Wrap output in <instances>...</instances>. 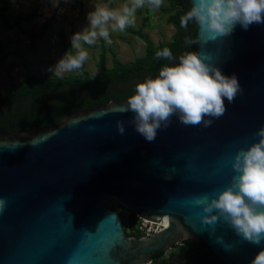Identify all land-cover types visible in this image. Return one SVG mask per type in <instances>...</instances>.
Returning <instances> with one entry per match:
<instances>
[{"label": "water", "instance_id": "95a60500", "mask_svg": "<svg viewBox=\"0 0 264 264\" xmlns=\"http://www.w3.org/2000/svg\"><path fill=\"white\" fill-rule=\"evenodd\" d=\"M191 49L243 89L210 127L174 116L149 143L121 111L127 100H111L48 127L0 131V264H150L185 241L218 264H250L264 243L242 240L223 218L204 224L193 201L230 185L235 153L264 127V24L215 40L195 24ZM117 203L141 220L142 237L127 234Z\"/></svg>", "mask_w": 264, "mask_h": 264}, {"label": "clouds", "instance_id": "9594fccd", "mask_svg": "<svg viewBox=\"0 0 264 264\" xmlns=\"http://www.w3.org/2000/svg\"><path fill=\"white\" fill-rule=\"evenodd\" d=\"M59 2L54 0L53 6L58 7ZM163 2L125 0L110 7L102 0H94L86 14V26L69 37L70 50L47 71L57 77L81 72L89 59L86 45L93 46L100 39L110 44L112 33H122L135 25L138 10L155 11ZM190 22L212 40L227 37L237 25L248 30L253 24H264V0H191L189 10L180 17L181 27L187 28ZM155 59L176 60L167 47L156 51ZM242 91L235 74L225 75L216 63L206 61L199 52L189 51L180 55L178 62L162 66L155 78L137 83L121 111L132 113L129 122L134 130L151 143L160 130L171 126L174 116L186 127H210L227 111L225 101L234 103ZM117 127L123 135L124 122L118 121ZM254 135L258 140L247 148H239L231 160L230 185L217 195L196 197L193 203L202 208L204 224L213 225L223 218L238 237L260 246L264 243V127ZM4 204L0 200V211ZM250 264H264V248Z\"/></svg>", "mask_w": 264, "mask_h": 264}, {"label": "trees", "instance_id": "16d2710c", "mask_svg": "<svg viewBox=\"0 0 264 264\" xmlns=\"http://www.w3.org/2000/svg\"><path fill=\"white\" fill-rule=\"evenodd\" d=\"M72 1L75 7H83L86 0ZM163 3L166 5H162L160 10L166 17V23L176 29L171 41L155 45L149 38H145V54L124 63L117 58L112 48H106L104 40L100 39L93 46L86 45L101 52L98 63L100 71L97 74H90L83 68L81 72L66 77L35 74L25 76L21 81L12 83L0 92V131H29L48 127L66 118L73 111L93 109L98 105L108 104L111 100L125 101L134 94L137 83L148 77L155 78L165 64L178 62L180 55L192 51V44L186 41L191 40L193 43L195 24L190 22L187 28L181 27L180 17L189 10L184 0H164ZM9 11V1L0 0V20L3 25L8 30L18 29L32 41L42 38L49 27L48 24L42 25L40 33L23 29L22 22L34 19L36 14H21L14 21H10L7 15ZM60 37L64 42V33H60ZM7 46V43L0 40V62L3 60L1 55ZM165 47L171 49L176 60L155 59V52ZM65 48L70 50V44ZM107 53L112 56L111 67L106 66ZM110 208L123 216L128 235L135 237L144 235L139 230L141 220L134 211H129L118 203L117 207L110 206ZM122 209L130 212L127 218L122 213ZM170 252L169 256L152 260L150 264H218L205 248L193 241L177 244Z\"/></svg>", "mask_w": 264, "mask_h": 264}, {"label": "rangeland", "instance_id": "374dc122", "mask_svg": "<svg viewBox=\"0 0 264 264\" xmlns=\"http://www.w3.org/2000/svg\"><path fill=\"white\" fill-rule=\"evenodd\" d=\"M8 1L10 11L7 15L10 21H14L21 14L35 13L34 19L22 22V28L40 33L42 25L48 24L49 27L42 38L32 41L18 29L8 30L0 20V40L8 44L1 55L3 60L0 62V92L27 75L55 77L47 71L48 67L68 51L65 46L70 44L69 37L86 26V14L94 3V0H86L83 7H75L72 0H60L59 6L54 7V0ZM123 1L102 0L110 7H117ZM165 5L163 3V6ZM175 31L171 24L166 23V17L160 8L155 11L144 8L138 10L134 26L126 28L122 33H112L110 44L104 42L105 47H111L117 58L125 63L145 54V38L158 45L171 41ZM60 33L65 35L64 42ZM86 48L89 51V59L84 68L90 74H97L100 71L98 63L101 52L98 49ZM106 58V66L111 67V54L107 53ZM71 74L75 73L65 74L63 77Z\"/></svg>", "mask_w": 264, "mask_h": 264}, {"label": "flooded vegetation", "instance_id": "af4514ba", "mask_svg": "<svg viewBox=\"0 0 264 264\" xmlns=\"http://www.w3.org/2000/svg\"><path fill=\"white\" fill-rule=\"evenodd\" d=\"M171 252L169 251L168 253H160L158 255H155V256H153V259L152 260L154 261L155 259H164L165 257L169 256Z\"/></svg>", "mask_w": 264, "mask_h": 264}]
</instances>
